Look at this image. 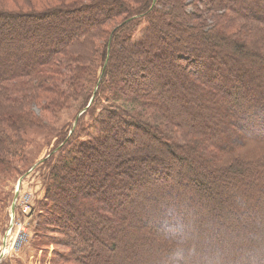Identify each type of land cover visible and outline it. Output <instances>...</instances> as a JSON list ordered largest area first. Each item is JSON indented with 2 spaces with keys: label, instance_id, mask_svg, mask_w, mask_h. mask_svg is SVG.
Wrapping results in <instances>:
<instances>
[{
  "label": "trees",
  "instance_id": "trees-1",
  "mask_svg": "<svg viewBox=\"0 0 264 264\" xmlns=\"http://www.w3.org/2000/svg\"><path fill=\"white\" fill-rule=\"evenodd\" d=\"M130 1H76L43 14L40 20L46 16L54 19L50 31L53 37L44 50L31 52L28 62L24 63L14 61V57L6 62L5 69L13 65L18 68L0 73V89H7L4 105L11 109L0 117V166L4 167L11 165V148L19 145L14 133L17 134L22 125L38 122L30 111L31 105L40 106L44 101L47 104L48 99L44 97L60 93L62 86L72 90L83 88L82 83L86 81L82 78L84 59L80 44L83 42V47L91 43L88 39L113 17L126 16L108 35L101 73L95 77L87 97L86 106L93 100L88 110L101 101L103 113L91 126L95 136L84 134L72 139L78 118L75 129L49 154V158L41 162L49 168L46 219L48 224L61 227L59 245L64 250L53 259V264L62 261L107 264V260L102 261V253L113 252L111 259H114L122 237L127 234L121 229H127L126 225L130 223H135L131 236L142 245L161 243L170 247L174 240L171 236L183 230L188 214V204L181 198L191 194L199 198L196 205L201 207L205 199L216 196L217 181L205 182L202 166L205 162H199L195 148L182 144L181 134L172 132V128L181 123L173 110L178 101L173 95L167 97L173 86L175 91L178 90L175 85L186 88L189 84L211 97L213 101L207 103V107L214 115L212 122L219 126L221 123L215 114L219 109L231 113L244 91L254 103L255 113L264 115V89L257 86L260 84H254L255 80L263 81L261 78L264 77V0H145L139 8H130ZM209 19L214 23L211 28ZM136 23L147 27L146 38L140 43H135L136 30L130 28ZM255 31L259 33L256 36L251 34ZM226 44L230 45V51L224 55L222 47L225 49ZM223 60L226 63L233 61L242 70L235 76L230 75L234 69L224 66ZM238 61H244V65ZM239 75L241 79L249 75V79L241 80ZM251 75H256L254 81ZM257 75L262 77L257 78ZM106 81L110 95L98 98ZM250 90L251 98L248 97ZM226 95H232L231 100ZM186 97V94L180 95L181 104H188ZM154 111L155 115L152 114ZM253 126L248 117L241 124L240 127L248 131L242 141L228 124L221 125L222 133L217 136V145L212 149L217 160L230 150L229 142L233 140L236 144L242 143L243 147H234L232 153L240 152L244 156L249 152L252 146L248 142L253 137L249 131ZM228 134L230 141L225 139ZM208 138L206 133L200 137L202 146L207 147V141L211 142ZM259 140L264 143V138ZM208 151L211 152L210 147ZM177 152H186L190 156ZM225 163L223 174L216 178L226 182L236 180L240 173L238 167L245 164L243 158H230ZM188 170L189 176L194 173L191 178H187ZM184 182L188 184L182 191L180 186ZM227 190L224 187V196L237 198L235 192ZM166 196H170L167 204H155L157 199ZM216 211L209 213L196 228L205 230L212 225L218 229L222 224L218 222L221 215ZM147 215L149 218L146 219ZM106 230L109 231L106 233ZM180 234L177 241L181 243V249L184 248V253L191 252L183 233ZM214 241L216 245L210 244L211 248H217L218 239ZM221 253L217 251V255ZM118 255L120 260L121 254Z\"/></svg>",
  "mask_w": 264,
  "mask_h": 264
},
{
  "label": "rangeland",
  "instance_id": "rangeland-1",
  "mask_svg": "<svg viewBox=\"0 0 264 264\" xmlns=\"http://www.w3.org/2000/svg\"><path fill=\"white\" fill-rule=\"evenodd\" d=\"M76 1L88 3L90 0H0V16L2 17L0 18V73H9L12 67L13 69L18 68L13 65L8 70L5 69L6 62L12 61L14 57H16L14 61L24 63L28 62L31 52L37 53L44 50L49 39L53 37L50 31L54 19H49V16H46L45 19L40 20V17L52 10H58L64 5H73ZM144 2L145 0H131L130 8L132 6L139 8L143 6ZM125 18V15L113 17L108 24L98 28L88 39L91 43H86L87 45L84 44L83 47L81 46L83 42L80 44L81 56L84 59L82 78L86 81L82 83L83 88L75 90L74 87L72 90L62 86L60 93L44 97L48 99L47 104L45 101L40 106L32 104L30 111L38 119V122L34 125H22L23 128L19 129L17 134L14 133L13 136H18L16 142L19 145L10 150L11 165L0 166V259L2 258L0 264H53V259L64 251L59 245L62 239L61 227L58 228L56 224L54 226L48 224L46 219L48 218V206H45V193L49 168L41 165V162L49 158V154L72 132V129H75L79 119L72 139L76 140L77 137H82L84 134L95 136L91 126L103 113L101 101L99 100V105L97 104V110H95L96 103L88 110L93 100L86 106L87 97L93 87L95 77L101 73L104 44L108 35ZM211 23L214 24L213 19L208 20L210 28ZM130 28L132 31L136 30L135 43L145 40L147 34L145 25L136 23ZM246 31L248 35L249 29L247 28ZM255 32L251 34L255 36L259 34L258 31ZM229 46V44L225 46V49L222 47L224 55L230 51ZM262 48L264 49V46ZM238 62L244 65V61ZM223 63L227 68L235 70H231L230 75L232 76L242 70L233 61L226 63L223 60ZM251 76L254 81L256 75ZM261 77L257 75V78ZM238 78L241 79V76L239 75ZM243 79L247 81L249 75H244ZM261 79L263 81L255 80L254 84H260L257 86L264 89V77ZM177 80L178 78L175 81ZM108 86V82L102 85L98 98L103 99L106 94L110 95ZM175 86L178 90L173 91V86L172 90L167 93V97L169 99L173 95L174 99L178 101L173 110L177 112L176 119L181 123L176 126L177 128H172V132L181 134L182 138H178L184 141L182 144H187L192 149L195 148L194 151L199 156V162H205L202 165L206 173H204L205 182L217 181L219 190L214 192L216 196L205 199L204 204L200 205L201 207L196 205L199 198L193 197L191 194L181 198L184 203L188 204V214L184 218L183 230L180 233H183L186 238L185 243L190 245L191 252L184 253V248L181 249L182 245L177 241V237L182 235L178 231L174 233L176 236H171L174 240L170 247H164L161 243L142 245L138 239L131 236L130 232L134 231L131 228L135 223H130L126 225L127 229L122 226L121 230L127 234L122 237L119 243L120 247L115 251L114 259H111L113 252L104 251L102 261L107 260V264H175V261L177 264H261L264 261V143L259 139L264 138V115L258 116L255 113L252 106L254 103L247 98L245 91L240 93L231 113L226 114L222 109H219L215 115L221 125L228 124L238 132L242 141L248 131L240 126L246 122L247 117L249 122L253 121L254 126L249 131L253 134L251 141L248 142H251L252 146L249 152L244 156L240 152L232 153L234 147L242 146V143L236 144L234 140L230 141L231 137L228 134L225 135V139L230 141L232 147L217 160L216 153L212 149L217 145L216 138L222 133L223 128H220L221 125L215 124L214 121L212 122L214 115L207 107L209 105L207 103L213 101L212 98L205 96L204 92L197 91L189 84H186V88ZM4 94L7 95V89H0V117L11 112L10 107L7 104L4 105L6 103ZM184 94L187 96V105L180 103V95ZM252 96L250 90L248 97ZM226 97L231 100L232 95H226ZM152 114L155 115V111ZM156 116L158 117L157 113ZM87 127L89 128L88 132ZM205 133L209 135L208 139H211V142L207 141V147L202 146L203 143L199 141ZM208 147L211 152L208 151ZM177 153L185 154V157L190 156L186 152ZM236 157L240 160L243 158L245 162L241 167H238L240 173L236 180L226 182L217 179L216 177L223 174V165H226L224 162ZM222 159L223 161H221ZM188 173L189 170L186 173L187 178ZM193 174L191 173L189 178ZM187 184L188 182H184L180 189H184ZM224 187L231 193L235 192L237 198L231 199V196H224ZM169 197H160L155 201V204H167L170 201ZM139 199L144 201L143 197H139ZM213 205L215 207L212 211L217 210L216 213L221 215L215 217L219 218L218 222H221L222 225L218 229L210 225L205 230H198L197 225L199 222L205 221L206 216L212 212L210 210ZM183 206L185 205L183 204ZM145 218H149L148 215ZM135 221L137 222L139 219L135 218ZM189 235L192 237L191 240H189ZM222 237L223 240L220 241ZM215 239H218L217 248H211L209 245L215 244ZM154 250L159 251L153 253ZM217 251H221V255H217ZM118 253L122 257L120 260L117 258ZM59 264L71 263L62 261Z\"/></svg>",
  "mask_w": 264,
  "mask_h": 264
},
{
  "label": "water",
  "instance_id": "water-1",
  "mask_svg": "<svg viewBox=\"0 0 264 264\" xmlns=\"http://www.w3.org/2000/svg\"><path fill=\"white\" fill-rule=\"evenodd\" d=\"M1 257H2V256H1ZM1 259H2V258H1ZM1 259H0V260H1Z\"/></svg>",
  "mask_w": 264,
  "mask_h": 264
}]
</instances>
